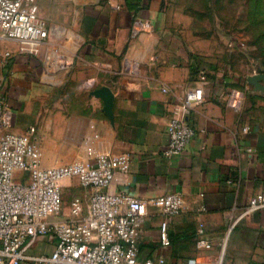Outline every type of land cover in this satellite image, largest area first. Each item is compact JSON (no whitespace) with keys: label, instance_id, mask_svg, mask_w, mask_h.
<instances>
[{"label":"crops","instance_id":"1","mask_svg":"<svg viewBox=\"0 0 264 264\" xmlns=\"http://www.w3.org/2000/svg\"><path fill=\"white\" fill-rule=\"evenodd\" d=\"M165 2L37 0L47 39L0 42V89L13 111L11 130L36 129L44 167L128 154L130 170L116 174L110 192L141 200L181 194L185 208L178 216L149 208L138 231L142 260L186 264L223 255V264H264V209L246 213L264 191V85L249 83L257 73L236 79L224 74V65L218 74L211 61L192 58ZM135 19L149 21L151 30L133 38ZM228 46L243 45L230 39ZM203 74L209 97L186 115L195 136L183 153L167 158L170 119ZM102 88L113 95L110 115L95 95ZM233 89L246 93L241 112L225 106ZM90 193L76 179L65 181L63 215L75 198L86 204ZM164 222L169 247L160 242ZM200 229L210 251L196 247Z\"/></svg>","mask_w":264,"mask_h":264},{"label":"built area","instance_id":"2","mask_svg":"<svg viewBox=\"0 0 264 264\" xmlns=\"http://www.w3.org/2000/svg\"><path fill=\"white\" fill-rule=\"evenodd\" d=\"M32 0H0V42L43 43L48 37L46 23L39 17ZM149 21L135 19L132 37L151 30ZM7 52L5 57H10ZM126 72H131L128 65ZM200 85L187 92L169 123V145L165 156L183 153L195 136V128L186 119L194 107L209 97L206 76ZM165 93L166 89L163 90ZM246 93L233 89L225 106L241 112ZM13 111L0 89V264H166L164 258H140L138 231L146 221L149 208L165 217L180 215L185 208L181 194L141 200L125 192L108 191L117 173H128V154L99 156L93 164L75 162L69 165L44 167L42 152L33 136L35 128L24 134L12 132ZM244 132L248 128L243 129ZM76 179L90 190L88 201L75 198L70 213L63 215L62 187ZM264 209V191L250 199L246 213ZM205 229L196 237L198 250L210 251ZM40 238L52 240L49 254L35 255L31 251ZM163 247L171 245L168 224L160 229ZM223 255L215 262L196 258L186 264H223Z\"/></svg>","mask_w":264,"mask_h":264},{"label":"rangeland","instance_id":"3","mask_svg":"<svg viewBox=\"0 0 264 264\" xmlns=\"http://www.w3.org/2000/svg\"><path fill=\"white\" fill-rule=\"evenodd\" d=\"M164 7L192 58L211 61L218 74L224 65V74L236 79L264 73V0H166ZM230 39L243 46L229 49ZM52 242L40 238L31 253H51Z\"/></svg>","mask_w":264,"mask_h":264},{"label":"water","instance_id":"4","mask_svg":"<svg viewBox=\"0 0 264 264\" xmlns=\"http://www.w3.org/2000/svg\"><path fill=\"white\" fill-rule=\"evenodd\" d=\"M248 81L250 84L255 86L264 85V73L253 75L248 79ZM95 95L100 96L103 99L105 104L104 111L106 112V114L110 115L113 105V95L111 91L108 88H102L100 90H97L95 92Z\"/></svg>","mask_w":264,"mask_h":264}]
</instances>
